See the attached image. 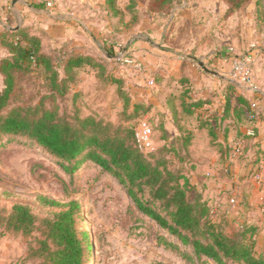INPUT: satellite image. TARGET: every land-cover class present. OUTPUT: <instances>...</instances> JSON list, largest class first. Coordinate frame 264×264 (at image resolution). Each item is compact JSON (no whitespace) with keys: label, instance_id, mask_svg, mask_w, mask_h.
Returning a JSON list of instances; mask_svg holds the SVG:
<instances>
[{"label":"rangeland","instance_id":"374dc122","mask_svg":"<svg viewBox=\"0 0 264 264\" xmlns=\"http://www.w3.org/2000/svg\"><path fill=\"white\" fill-rule=\"evenodd\" d=\"M129 1L117 0V4L124 9ZM259 1L257 9L263 15L262 0ZM24 2L33 3L34 0ZM25 3L21 4V12L16 18L12 15L7 18L12 25L17 24V19L23 18L35 27H43L44 49L53 53L55 58L73 49L108 61L107 70L111 71L113 79L104 80L99 68L83 65L67 73L61 69L60 86L54 87L51 79L42 75L40 70L22 68L15 74V85L8 104L2 110L4 113L15 107L32 108L40 105L41 110H55L61 118L73 124H78L86 117H94L112 123L121 131L136 129L138 121L143 118L152 122L144 106L137 110L133 107V103L141 100L147 103L145 95L151 90L139 81L132 66L121 60L122 55L137 58L128 48L136 35L132 29L126 28L123 33H118L122 31L118 18L111 17L109 12L100 11L91 24L87 22L92 35L79 28L70 33L69 38L59 37L54 27L57 20L39 9L30 10ZM182 3L183 0H179L176 6L180 7ZM251 3V0H230V6L224 13L226 17H232L231 22L235 23L236 28L245 31L244 35L246 39L250 38L253 43L250 47L253 48L241 42L229 55L221 58L232 61L229 77L252 86L253 64H249L250 84L241 81L234 70L236 61L243 60L245 55H250L257 47L264 50V20L260 16L261 12L258 18L257 14L251 12ZM138 7L142 13L141 23L145 25H148L152 16L168 15L166 12L152 14L148 9L149 0H139ZM220 8L223 11L224 7ZM52 12L56 15V12ZM76 12L86 20V13L80 10ZM128 18L130 15L125 14V19ZM247 29L251 31L248 33ZM138 31L141 33L145 30L143 28ZM70 38L72 40L69 43L67 39ZM104 48L112 50L114 56L108 57ZM214 59L212 57L205 61L206 65L213 71L221 70L220 64ZM159 69L156 67L153 70L156 78ZM116 77H121L124 83L115 81ZM62 78H65L64 82H60ZM121 86L127 95L120 90ZM140 87L144 89L142 96L136 89ZM0 88H3L1 77ZM157 131L153 139L164 137L162 131ZM176 147L174 144H162L159 148L143 151V154L152 158L153 162L165 160L170 167L177 168L183 161H179ZM75 162L53 155L28 136L0 132V215H7L14 204L24 203L31 207L39 222L37 229L30 235L15 233L0 226V264H53L45 253H34L46 238L45 228L40 223L66 209V204L72 200L79 203L82 224L88 232L89 250L85 264H219L211 258H198L191 245L184 244L180 237L162 228L155 219L140 211L129 195L128 187L113 173L105 171L89 159H84L72 168ZM195 194L192 191L191 195ZM45 198L61 205H49L45 203ZM235 229H238V233L242 228L236 223ZM224 231L226 233V228Z\"/></svg>","mask_w":264,"mask_h":264},{"label":"crops","instance_id":"0c3cea01","mask_svg":"<svg viewBox=\"0 0 264 264\" xmlns=\"http://www.w3.org/2000/svg\"><path fill=\"white\" fill-rule=\"evenodd\" d=\"M11 1L0 0V29L15 31L28 21L20 18L16 25L8 21L10 15L17 17L21 4L25 3L17 0L13 8ZM229 1L183 0L180 7L176 3L163 11L150 10L155 15L161 12L168 15L152 16L148 25L140 21L131 26L136 35L128 48L143 60L155 79V85L149 87L151 91H147L144 99L150 107L154 135L158 129L164 136L154 138V147L177 146L179 161H183L178 166L213 211H217L216 215L224 219L226 232L235 229L237 221L255 227L254 237L260 251L264 246V183L258 184L252 178V171L257 163L264 164V50L257 47L243 58L254 65L252 86L229 77L232 61L221 57L229 55L241 42L246 47L253 44L250 38L246 39L245 31L231 22L232 17H226L224 11L230 6ZM251 2V12L264 20V14L257 9L260 1ZM261 3L264 12L263 0ZM25 5L37 10L32 3ZM105 6L106 0H56L53 9L39 10L57 20L54 27L59 37L69 38L79 28L92 35L87 22L91 24L97 12L106 11ZM79 10L86 13V20L76 14ZM119 24L122 31L118 33H123L126 27ZM143 28L145 31L139 33ZM4 56V50L0 49V60ZM212 57L221 70L208 68L205 61ZM156 67L160 68L158 78L153 73ZM139 81L148 87L145 80L139 78ZM136 89L142 96L144 89ZM240 99L247 100L256 114H249L250 108ZM244 136L247 137L244 154L231 161L228 150L236 139ZM233 197L237 204L231 203Z\"/></svg>","mask_w":264,"mask_h":264},{"label":"trees","instance_id":"16d2710c","mask_svg":"<svg viewBox=\"0 0 264 264\" xmlns=\"http://www.w3.org/2000/svg\"><path fill=\"white\" fill-rule=\"evenodd\" d=\"M178 1L152 0L150 10L163 11ZM32 5L36 9L46 8L43 3ZM137 5L138 0H130L122 9L117 0H106L105 10L111 17L118 18V23L130 29L141 21ZM125 14L130 15L127 21ZM44 32L43 27L38 28L30 23L19 26L15 31L0 29V49L5 53L0 60V77L3 81V88H0V132L28 136L55 156L66 161L76 160L72 168L84 159H89L113 173L128 187V193L139 210L155 219L162 228L180 237L184 244L191 245L198 258H211L219 264H264V246L260 251L257 249L255 227L244 223L238 233V229L225 233L224 219L220 214L215 215L180 167H170L165 160L160 159L153 162L152 158L139 150L135 129L121 131L112 123L94 117H86L78 124H73L61 118L55 110H41L40 105L32 108L15 107L7 113L2 111L14 88L15 74L22 68L40 70L42 75L51 79L54 87L60 86L61 69L67 73L83 65L99 68L104 80L113 79L111 71L107 70L108 61L94 55L69 49L63 50L64 53L55 58L53 53L44 49ZM103 50L109 56H114L112 50ZM60 80L64 82L65 78ZM114 80L123 82L121 77ZM120 90L127 95L123 86ZM240 100L250 108L249 114H256L247 100ZM141 106L145 107V112L150 110L144 101L133 103L135 110ZM247 137H240L244 140L242 154L246 150ZM79 156L82 158L78 159ZM227 156L229 159L230 149ZM192 191L196 193L194 196L191 195ZM44 201L53 206L61 205L51 199L45 198ZM38 224L31 207L24 203H16L7 215H0V226L23 235L32 234ZM40 224L45 228L46 238L34 251L36 255L45 253L53 264H85L89 237L83 227L77 201H70L66 209L57 212L52 218H45Z\"/></svg>","mask_w":264,"mask_h":264},{"label":"built area","instance_id":"2783aa9c","mask_svg":"<svg viewBox=\"0 0 264 264\" xmlns=\"http://www.w3.org/2000/svg\"><path fill=\"white\" fill-rule=\"evenodd\" d=\"M39 3L45 4L47 9H53L55 7V2L53 0H36ZM264 7V0H263ZM121 60L123 63L131 65L134 71L137 74V77L141 80H145L148 87H153L155 85V79L150 75L145 63L141 60L136 59L135 57H131L129 55H122ZM234 70L237 75H239L241 81L249 82L251 79V72L249 69V61L248 59H243L236 61L234 64ZM154 134L155 129L152 123L147 119L143 118L138 121V125L135 129V141L136 145L140 151H147L154 148ZM230 150V160L235 161L242 153L244 148V141L240 138L236 139L231 145ZM252 178L258 183H264V164L257 163L254 166V170L252 171ZM232 204H237L236 198L231 199ZM215 215L217 211H213ZM237 226L242 228L244 222L237 221Z\"/></svg>","mask_w":264,"mask_h":264},{"label":"water","instance_id":"95a60500","mask_svg":"<svg viewBox=\"0 0 264 264\" xmlns=\"http://www.w3.org/2000/svg\"><path fill=\"white\" fill-rule=\"evenodd\" d=\"M17 0H12L11 1V4H12V7L15 8V4H16ZM29 7H32L30 4H27ZM44 12H48L47 10H44Z\"/></svg>","mask_w":264,"mask_h":264}]
</instances>
